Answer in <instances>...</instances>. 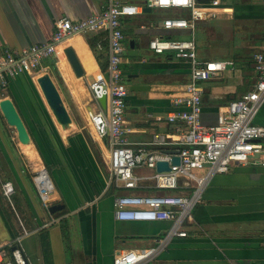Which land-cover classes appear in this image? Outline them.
<instances>
[{
	"label": "crops",
	"instance_id": "1",
	"mask_svg": "<svg viewBox=\"0 0 264 264\" xmlns=\"http://www.w3.org/2000/svg\"><path fill=\"white\" fill-rule=\"evenodd\" d=\"M107 1L0 0V55L51 42L57 19L85 18L101 11ZM222 4L224 11L198 22L192 32L200 60L230 62L203 83L204 123H214L221 104L251 88L256 77L252 57L264 35V0H222ZM144 8L122 20L121 68L128 87L125 119L132 142H147L153 132L183 128L179 121H167L166 115L178 108L173 99L183 92L190 74L187 60L148 47L154 36L188 38L190 29L162 27L165 17H185L188 10ZM104 33L68 35L55 43L52 57L43 60L72 118L69 129L56 124L35 82L36 74L9 77L7 86L0 88V98L12 99L30 134V141L21 144L0 111V246L19 237L18 245L31 264H113L121 251L154 246L172 225L170 220L113 216L112 199L120 189L109 192L113 183L106 164L107 138H100L88 119V112L106 109L88 87L107 64V48L96 47ZM67 47L73 50L81 75L65 55ZM130 84L144 86L130 91ZM256 122L264 124V103ZM36 139L49 164L51 197H56L51 204L62 205L52 211L51 204L42 203L32 179L38 168L46 167ZM206 172L204 167L195 174ZM5 180L15 189L10 201L1 189ZM181 228L185 236L173 235L164 250L139 264H264V165L235 163L209 176Z\"/></svg>",
	"mask_w": 264,
	"mask_h": 264
},
{
	"label": "built area",
	"instance_id": "2",
	"mask_svg": "<svg viewBox=\"0 0 264 264\" xmlns=\"http://www.w3.org/2000/svg\"><path fill=\"white\" fill-rule=\"evenodd\" d=\"M143 7L185 8L187 16L173 15L162 20L165 29L187 28L188 38L154 36L148 47L155 53L172 51L177 58L190 63V74L183 92L173 99L178 106L167 113L169 122L179 121L183 128L168 132H153L147 142H132L128 138L129 125L125 119L128 87L124 80V32L122 20L138 14ZM222 0H145L135 4L128 0H108L96 14L72 21L59 18L55 22L52 41L23 47L19 52L0 55V88L7 86L8 78L28 72L47 71L43 60L52 57L56 42L74 33L105 32L98 38L96 47L107 48V64L95 73L88 83L95 101L106 98V109L88 112V119L102 139L107 138V168L110 181L119 193L112 199L113 216L118 220H170V228L158 238L154 246L117 253L113 264H139L165 249L173 235L185 236L182 222L190 216L199 201L205 181L216 172H225L232 164L252 161L264 165V124L256 122L264 103V35L252 63L255 81L251 88L235 99L218 107L214 123L202 120L203 83L216 77L230 62L202 61L197 56L193 30L198 22L224 11ZM105 42V44H104ZM165 147L173 148L171 151ZM173 156L179 163L172 164ZM157 161H167L169 170L156 171ZM207 167L204 176L196 170ZM151 173H142V170ZM33 182L42 203L53 192V184L45 166L38 168ZM3 195L10 201L14 185L10 180L1 183ZM14 242L0 246V264H31Z\"/></svg>",
	"mask_w": 264,
	"mask_h": 264
},
{
	"label": "water",
	"instance_id": "3",
	"mask_svg": "<svg viewBox=\"0 0 264 264\" xmlns=\"http://www.w3.org/2000/svg\"><path fill=\"white\" fill-rule=\"evenodd\" d=\"M145 10H149V7H145ZM64 53L69 60L72 68L74 69L77 75L82 74V69L80 64L70 47L64 49ZM35 82L41 92V95L44 99V102L49 109L53 119L56 124H58L63 130L69 129L71 127L72 118L68 112V109L64 103V100L60 94V91L52 78L51 74L48 71L37 74L35 77ZM144 85L141 84H130L129 90L136 91L143 89ZM99 103L103 108L106 105V98L102 96L98 99ZM0 111L6 121V123L13 127L16 132L17 140L21 144H27L30 141V134L27 130V127L20 116L14 102L9 97L0 98ZM172 164L179 163L178 156H173L171 159ZM169 170V165L167 161H157L156 162V171ZM56 200V197H50L46 200V204H51ZM56 204H51L49 206V210H55L57 208H61Z\"/></svg>",
	"mask_w": 264,
	"mask_h": 264
},
{
	"label": "trees",
	"instance_id": "4",
	"mask_svg": "<svg viewBox=\"0 0 264 264\" xmlns=\"http://www.w3.org/2000/svg\"><path fill=\"white\" fill-rule=\"evenodd\" d=\"M104 44H105V42H104ZM48 65H49L51 70L55 69V65L53 62H50V64H48ZM35 142H36V146L38 148L40 155L44 159V163L46 164V168L49 167V164H48V161L46 159V155H45V152H44L42 145L37 141V139L35 140ZM47 170H48V168H47ZM115 189H116L115 185L112 184L109 188V192H113Z\"/></svg>",
	"mask_w": 264,
	"mask_h": 264
},
{
	"label": "rangeland",
	"instance_id": "5",
	"mask_svg": "<svg viewBox=\"0 0 264 264\" xmlns=\"http://www.w3.org/2000/svg\"><path fill=\"white\" fill-rule=\"evenodd\" d=\"M2 180V179H1Z\"/></svg>",
	"mask_w": 264,
	"mask_h": 264
}]
</instances>
